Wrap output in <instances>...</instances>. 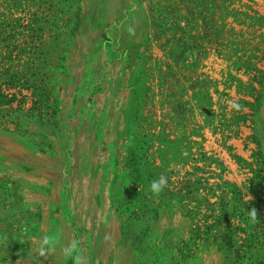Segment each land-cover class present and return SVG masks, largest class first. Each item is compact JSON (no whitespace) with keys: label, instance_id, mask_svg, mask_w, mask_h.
<instances>
[{"label":"rangeland","instance_id":"rangeland-1","mask_svg":"<svg viewBox=\"0 0 264 264\" xmlns=\"http://www.w3.org/2000/svg\"><path fill=\"white\" fill-rule=\"evenodd\" d=\"M0 207V264H264V0H0Z\"/></svg>","mask_w":264,"mask_h":264},{"label":"clouds","instance_id":"clouds-1","mask_svg":"<svg viewBox=\"0 0 264 264\" xmlns=\"http://www.w3.org/2000/svg\"><path fill=\"white\" fill-rule=\"evenodd\" d=\"M233 107L236 109H239L240 105L236 104L235 102H233ZM167 184V178L164 176H161L159 179H153L150 183V189L154 192V193H159L160 191H162L163 187ZM252 214L255 215L256 212L255 210H252ZM57 237L56 236H43L42 240H41V247L39 249V252L41 255H43L45 253V251H47L48 249H46L45 247H43V245H54L57 242ZM73 250V246L69 245L68 247L64 248V252L65 254H71ZM80 257L77 255L75 257L76 260V264H80Z\"/></svg>","mask_w":264,"mask_h":264},{"label":"crops","instance_id":"crops-1","mask_svg":"<svg viewBox=\"0 0 264 264\" xmlns=\"http://www.w3.org/2000/svg\"><path fill=\"white\" fill-rule=\"evenodd\" d=\"M37 184H39V185H41V187H42V189H44V187H46V186H49L50 185V183L49 182H47V183H37ZM52 188H51V192H50V194H52ZM42 194H43V192H42ZM46 194H48V193H46ZM6 195L7 196H9V193H6ZM50 196V195H49ZM36 207H32V210H34V211H37V209H35ZM2 209V207H0V210ZM5 212H7V213H9V214H12L13 212H11V211H9L8 209H5ZM37 237L36 238H38V233H37V235H36ZM33 237H35V236H32V238ZM35 238V239H36Z\"/></svg>","mask_w":264,"mask_h":264}]
</instances>
